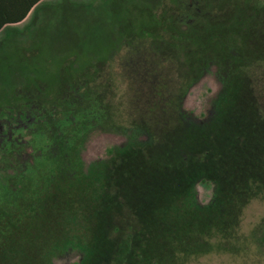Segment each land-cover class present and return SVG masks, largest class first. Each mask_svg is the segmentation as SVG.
Here are the masks:
<instances>
[{"label":"rangeland","instance_id":"1","mask_svg":"<svg viewBox=\"0 0 264 264\" xmlns=\"http://www.w3.org/2000/svg\"><path fill=\"white\" fill-rule=\"evenodd\" d=\"M70 2L47 0L55 6L41 10L46 13L41 14V32L49 35V45L41 44L40 72L59 70L63 57H108L119 46L102 72L108 74L109 88L100 86V71L83 73L89 84L66 82L67 72L62 81L52 78L58 85L48 98L24 90L16 105L0 107V264H108L126 234L132 250L122 264H264L260 129L238 147L226 143L215 150L217 161L208 173L196 174L190 185L175 191L177 184L162 187V196L153 201L131 195L125 176H107L120 162L118 157L113 162L110 149L147 138L132 128L135 116L120 65L128 57L127 42L155 28L147 16L157 14V3L168 1ZM248 74L256 103L264 110V63ZM233 87L216 62L187 87L180 110L198 137L217 131ZM95 89L103 92L107 111L95 104L101 105ZM86 90L90 103L85 102ZM72 152L77 165L70 169L66 157ZM22 154L27 156L23 178L8 164ZM115 185L119 206L109 208L106 196ZM23 196L26 219L21 216Z\"/></svg>","mask_w":264,"mask_h":264},{"label":"trees","instance_id":"2","mask_svg":"<svg viewBox=\"0 0 264 264\" xmlns=\"http://www.w3.org/2000/svg\"><path fill=\"white\" fill-rule=\"evenodd\" d=\"M42 1L0 0V31L3 32L0 107L16 105L24 90L48 98L55 88L53 85L64 80L67 72L71 75L66 77V82L79 80L89 84V78L83 73L100 71V86L104 84L108 91V74L102 75V72L119 46L108 57L71 56L67 61L63 57L59 70L40 72L44 68L41 44L49 45V35L41 32L44 24L40 21L44 18L41 14H46L41 10L55 6ZM167 1L156 4V15L147 16L155 28L133 37V43L127 42L128 57L120 65L128 83L130 112L135 116L132 128L141 129L147 138L141 143L131 142L123 148L109 150L113 162L117 157L120 162L113 164L107 176L115 175L118 179L125 176L130 194H136L145 203L146 197L151 198L149 201L159 199L166 185L169 188L177 184L172 190L175 191L190 185L196 174L202 177L208 173L217 161L215 150L226 143L238 147L242 139L249 141L257 129L264 134V110L256 103L248 74L252 67L264 63V0H191V5L184 3L185 0ZM30 10L26 23L18 27ZM187 16L191 22L185 24L182 19ZM210 62H216L221 71L229 74L234 87L228 98L226 116L221 118L217 131L198 137L196 126L183 117L180 105L187 87ZM79 73L83 76L76 77ZM52 78L58 79L57 82ZM93 91L95 99L101 101V105L98 100L95 104L107 111L103 92ZM89 95L91 92L86 90V103L91 102ZM26 157L22 154L8 161L18 177L23 176ZM76 158L74 152L70 153L66 166L75 167ZM117 187H111L107 193L109 208L118 205ZM22 200L21 216L26 219L27 197L23 196ZM131 250V237L126 234L116 245L108 264H122Z\"/></svg>","mask_w":264,"mask_h":264},{"label":"crops","instance_id":"3","mask_svg":"<svg viewBox=\"0 0 264 264\" xmlns=\"http://www.w3.org/2000/svg\"><path fill=\"white\" fill-rule=\"evenodd\" d=\"M42 3H47V0H43ZM30 13H31V10L29 11L27 17L29 16ZM27 17H26V18H27ZM26 18H25V19H26ZM25 19H24V20H25ZM24 20H23V21H24ZM23 21H22V22H23ZM22 22H20V23H22ZM20 23H18L17 25H19ZM0 32H1V31H0Z\"/></svg>","mask_w":264,"mask_h":264}]
</instances>
